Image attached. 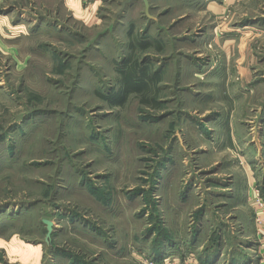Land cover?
Returning <instances> with one entry per match:
<instances>
[{"label":"rangeland","instance_id":"1","mask_svg":"<svg viewBox=\"0 0 264 264\" xmlns=\"http://www.w3.org/2000/svg\"><path fill=\"white\" fill-rule=\"evenodd\" d=\"M257 200L264 0H0V264H258Z\"/></svg>","mask_w":264,"mask_h":264},{"label":"crops","instance_id":"2","mask_svg":"<svg viewBox=\"0 0 264 264\" xmlns=\"http://www.w3.org/2000/svg\"><path fill=\"white\" fill-rule=\"evenodd\" d=\"M248 196H251L249 191H246ZM248 210L247 213H244L242 216V220L245 224L246 230L251 234V237L256 240L258 244L257 252L259 254V257H264V224L257 225L255 222V217L257 215H262L264 217V212H261L260 210L253 213L252 209L249 208V206L245 203L244 205ZM240 262H236V264H239Z\"/></svg>","mask_w":264,"mask_h":264},{"label":"trees","instance_id":"3","mask_svg":"<svg viewBox=\"0 0 264 264\" xmlns=\"http://www.w3.org/2000/svg\"><path fill=\"white\" fill-rule=\"evenodd\" d=\"M144 70H134V69H128L125 70L123 72H121V74L123 75V78L125 79V83L127 81L130 91L131 92H135L137 94L142 93L143 88L145 86H147V84L145 83V77H144ZM152 78H150L151 81ZM124 98H120L119 100H112V103H116L115 105H120L123 103Z\"/></svg>","mask_w":264,"mask_h":264},{"label":"built area","instance_id":"4","mask_svg":"<svg viewBox=\"0 0 264 264\" xmlns=\"http://www.w3.org/2000/svg\"><path fill=\"white\" fill-rule=\"evenodd\" d=\"M256 207H257L261 212H264V206H263V204H262L261 202H259L258 200H257ZM255 222H256L257 225H262V224H264V217H263L262 215H257V216L255 217ZM143 264H156V263L153 262V261H151V260H149V261L144 260ZM164 264H167V263H164ZM258 264H264V257H263V256H261V257L259 258V262H258Z\"/></svg>","mask_w":264,"mask_h":264},{"label":"water","instance_id":"5","mask_svg":"<svg viewBox=\"0 0 264 264\" xmlns=\"http://www.w3.org/2000/svg\"><path fill=\"white\" fill-rule=\"evenodd\" d=\"M42 224L45 226V228H46V240H48L49 239V237H50V234H51V232H52V224H51V222H49V221H47V220H43L42 221Z\"/></svg>","mask_w":264,"mask_h":264}]
</instances>
